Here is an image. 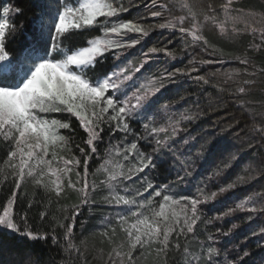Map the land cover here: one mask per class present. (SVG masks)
<instances>
[{
    "label": "snow or ice",
    "instance_id": "6c2138e0",
    "mask_svg": "<svg viewBox=\"0 0 264 264\" xmlns=\"http://www.w3.org/2000/svg\"><path fill=\"white\" fill-rule=\"evenodd\" d=\"M233 2L234 0H224L217 8L212 3L205 4L204 0H176L173 7L178 6L183 14L175 16L159 27L177 29L185 38H191L188 41L190 45L211 47L214 52L222 50L211 44L204 35V30L209 24L223 35L248 32L254 36L259 32L261 44H264V28L255 27L247 19L250 13L231 7ZM125 10L122 4L117 5L116 0H77L72 6L64 3V0H47L39 14L35 16L34 24L39 41H43L45 35H51V52L46 44L33 43L19 56H14L6 48V38L8 35H14L16 28L10 24L8 18L10 8H3L4 19L0 21V137L11 143L8 145L7 159L3 161V166H0V174L5 172V167L8 168L14 187L0 213V227L23 235L29 240H51L70 257V260H78L83 256V252L74 243V221L79 209L90 203L89 189L94 191L96 188L95 180L89 183L88 165L94 155L99 157L97 142L102 140V133L107 128L110 136L122 134L121 145L115 146V153L111 148L105 150V158L92 176H103L99 184L109 190V195L105 197L106 204L123 206L121 213L116 217L115 225L106 229L103 235L108 237L110 244H113V238L116 237L119 228L126 239L111 248L103 264H137L133 253L138 248L141 256H144L146 251L149 255L154 252L158 264H169V259L172 264H220L221 253L214 246L213 236L211 234L206 236L208 243L199 240L198 236L201 233L197 227L198 224L211 223L210 220L203 218L199 206L215 199L218 193L212 192L209 195L201 192L199 197L177 199L168 193L167 185L157 188L151 181L142 183L140 188L135 190L125 187L124 194L117 190L124 182L139 176L146 169L156 168L153 155L140 148L142 139L148 137L155 139L157 148L153 151L158 152L178 131V127H172L169 135L168 127L152 126L148 113L150 105H147V100L150 95L159 91L158 87L151 86L157 83L155 80L149 85L136 87L129 96L126 89L121 90L126 82L133 79L131 74H126L127 69H121L119 73L106 74L95 81L87 74L95 67L97 58L106 52L139 43V40L133 39L129 44H125L116 37H122L127 33H140L145 37L148 35V31L139 23L109 20ZM14 11L20 14L23 10L16 7ZM169 11L171 14V9ZM160 14L152 13L153 16ZM100 17H104L105 20L100 21ZM237 25H243V28H238ZM94 27H99L102 34L89 39L87 46L68 52L60 50V40L66 38V34ZM261 44H251L250 47L253 51H259ZM158 51H164L166 55L176 58L167 49L155 47L150 49L151 53ZM249 62L247 58L242 60L244 64ZM142 67L143 63L135 68V71L139 72ZM197 71L198 69L193 67L187 73L180 69H177L176 73L190 75L191 72ZM227 75L229 79L232 78L231 73ZM172 76V73L168 74L169 78ZM197 79L204 84L209 83L203 76H198ZM244 83L250 84L252 81ZM118 91L121 93L120 96L116 95ZM237 91L245 93L246 89L238 85ZM133 99L135 103H130ZM58 112L74 116L87 135L83 146L76 144L79 156L73 155L71 159L60 157L63 167L53 168V161L56 160L55 147L58 146V142L61 147L67 145L69 139L59 135L58 130H71L70 123L48 119L44 115ZM138 116H144L148 121L143 123L145 134H136L131 127L132 121ZM256 131L264 133V126H257ZM162 133L166 134L163 139L160 138ZM130 135L131 140L128 139ZM50 148L53 149L52 159H48ZM113 155L129 161L127 168L122 162L114 160ZM78 168H82L83 171L75 172L77 180L74 183L69 174ZM45 176L49 177L47 183L44 180ZM26 178H31L36 185L42 186L46 191L55 192L56 196H60L64 179H67V186L81 194V202L74 206L71 216H63L61 219L52 216V224L48 231L31 228L22 231L15 219L14 205L16 192ZM3 179L7 180L8 176L4 175ZM76 184H80L81 187L76 189ZM234 187V184L222 186L219 194ZM247 203L248 201L241 202L238 208L244 209ZM31 207L32 204L29 203V208ZM248 210L255 212L257 208L252 207ZM48 215L47 210L42 211L40 219L44 220ZM21 219L26 223L27 214ZM58 228L63 231L58 233ZM194 244L198 246L194 247ZM77 253L79 255H74Z\"/></svg>",
    "mask_w": 264,
    "mask_h": 264
},
{
    "label": "trees",
    "instance_id": "16d2710c",
    "mask_svg": "<svg viewBox=\"0 0 264 264\" xmlns=\"http://www.w3.org/2000/svg\"><path fill=\"white\" fill-rule=\"evenodd\" d=\"M223 2L224 0H204L205 4L212 3L217 8ZM45 3L47 0H0V21L4 19L3 8L9 7L8 18L10 24L16 28L14 35L6 38V48L14 56H19L33 43L46 44L51 52V35H45L43 41H39L34 24L35 16ZM64 3L75 5L77 0H64ZM116 3L122 4L126 10L109 20L139 23L148 31V35L145 37L140 33H127L120 37L125 44L133 39L139 40V43L131 47L112 49L98 57L95 67L88 71V76L95 81L116 71L122 63L128 62L127 73L133 79L148 76L157 82L159 91L150 95L148 100L158 97L161 110L165 107L166 110L176 111L173 118L176 119V124L172 127H178V131L164 145L162 155L153 157L156 168L146 169L148 179L156 182L155 186L167 185L168 189L175 186L176 193L184 197H199L201 192L209 195L212 192L218 193L215 199L199 206L203 218L211 223L197 225L201 233L198 239L208 243L206 236H213L214 246L221 253L220 264H264V210H261L264 209V133L256 131L257 126H264V44H261L259 32L254 36L248 32L223 35L209 24L204 35L211 44L222 50L214 52L211 47L190 45L188 41L191 38H185L177 29L159 27L183 14L178 6L173 7L176 0H116ZM16 7L23 11L20 14L15 13ZM231 7L264 14V0H234ZM153 12L161 14L153 16ZM99 20L104 21L105 18L100 17ZM253 25L264 28L261 24ZM101 34L99 27L73 31L66 34V38H61L60 50L68 52L87 46L89 39ZM251 44H261V50L253 51ZM153 47L167 49L176 58L166 55L164 51L151 53L150 49ZM245 58L250 61L248 64L242 63ZM205 61L211 63H204ZM141 63L143 67L136 72L135 68L140 67ZM193 67L198 71L191 72L190 75L176 73L177 69L187 73ZM169 73L173 74L171 78L168 77ZM229 73L232 74L231 79L228 78ZM198 76H203L209 83L204 84L197 79ZM244 81L252 83L245 84ZM238 85L244 86L246 92L239 93ZM221 88L224 90L221 91ZM126 90L127 94L131 91L129 87ZM116 95L120 96V91ZM130 103H135V100ZM181 109L185 115L177 112ZM163 113L161 111L159 115ZM49 116L70 123L71 130L61 129V133L69 138L66 145L68 151L71 149L69 153L79 156L76 144L83 146L87 135L79 121L66 112L51 113ZM180 118L185 120L179 121ZM162 122H165V115L157 121L156 126H162ZM143 123L144 119L140 116L132 121L131 127L136 134H145ZM164 127L169 128L170 135L172 127ZM164 135L160 138L163 139ZM121 136L120 133L110 136L105 128L102 140L97 142L100 155H94L89 161L90 172L103 161L106 149L111 148L114 152L115 146L121 145ZM128 139L131 140L132 136ZM10 143L0 137V166L7 159ZM140 148L152 154L151 150L157 148L156 140L151 137L142 139ZM173 156L176 158V168L170 167ZM4 175L8 176L7 180L3 179ZM228 184H234L235 187L219 194V189ZM13 187L10 170L5 167V172L0 174V213L7 204ZM243 201H248L245 208H238ZM29 203L32 204L31 208ZM252 207L257 208V211L248 210ZM73 208L61 196H56L55 192L38 187L32 191L20 189L17 192L14 213L22 231L26 228L48 231L52 216L57 219L71 216ZM81 208L86 209L87 206ZM45 210L49 215L41 220L40 213ZM25 214L26 223L21 219ZM85 214L86 210L75 216L76 232ZM62 231L57 229L58 233ZM0 264L85 263L83 256L78 260H70L51 240L33 241L16 232L10 233L0 228ZM169 264H172L171 259Z\"/></svg>",
    "mask_w": 264,
    "mask_h": 264
},
{
    "label": "rangeland",
    "instance_id": "374dc122",
    "mask_svg": "<svg viewBox=\"0 0 264 264\" xmlns=\"http://www.w3.org/2000/svg\"><path fill=\"white\" fill-rule=\"evenodd\" d=\"M72 6V5H70ZM250 13V12H246ZM247 19L253 23V24H261L264 25V16L258 13H250L248 15ZM243 26V25H241ZM229 28L231 27L230 25L228 26ZM239 28L240 26L237 25ZM117 39H120V37H116ZM121 69H127L129 71V63L125 62L120 65V67L114 71L116 73H119ZM113 73V72H112ZM129 74V73H126ZM154 79L148 77V76H139L135 79H133L130 83L127 85L122 86L121 90L127 89L128 85H134V87H129L131 91L128 93L129 96L133 94L135 91L136 87H140L142 85H149L151 81ZM157 83L155 85H151L152 87H156ZM143 90V89H142ZM112 93H110L111 95ZM118 94V92L116 93ZM147 105H150V108L148 110L152 126H156L157 121L161 118H164L165 115V122H162V126L170 125L171 127L176 124V119H173L175 117L174 113L176 111L170 110V109H160L159 104H158V97L152 99V100H147ZM151 106H154L153 109H151ZM143 111V110H141ZM163 111V115H159V113ZM181 115H185L183 109L177 111ZM51 114V113H49ZM49 114H44L48 119H57V118H52L49 116ZM144 119V122H148L144 116H140ZM184 118H180L179 121H184ZM164 124V125H163ZM161 126V125H160ZM159 127V126H158ZM59 135L63 134L61 133V129L58 130ZM164 134H160V137H162ZM165 136V135H164ZM165 147L162 146L158 152L152 151L153 157L155 155H162L164 152ZM53 149H49V157L48 159H52V153ZM56 151V160L53 161L52 167L53 168H61L63 167V161L60 160V157H64L65 159H71L72 155L69 153V151L66 149V145L64 146H58L55 147ZM116 151V150H115ZM115 151L113 153H115ZM114 160H117L119 162H122L125 167L129 165V161H124L121 156H115L113 155L112 157ZM176 163V158L173 156L172 163L170 165L171 168H176L175 167ZM89 170V169H88ZM76 171H80L82 173V168L75 169L72 173H70V178L72 181L75 183L77 180V177L75 175ZM95 172V170L93 171ZM89 171V183L91 184L93 180L96 181V188L95 190L89 189V195L88 199L90 201L89 204H87V208L79 209V213L83 212L84 210L87 211V214H85V217L83 219L82 224L79 226L78 231L76 232L73 227V234H74V243L77 245V247L83 252V259L85 264H103V261L107 259V253L111 250V248L121 242L125 241V234L117 228V235L116 237L113 238V244H110L108 242V237H105L103 235V232L110 228L111 226L115 225L116 222V217L119 213H121L123 206L121 207H115V206H110L105 203V197L109 195V190L106 187H103L99 184V180L103 179L102 175H97V176H92V173ZM146 170L144 173H140L139 176H134L132 180L124 182V184L118 188L117 190L120 191V194H124L123 188L127 187L130 190H135L137 188H140L141 184L146 182V181H151L148 179ZM45 182L47 183L49 180L48 176L44 177ZM154 185H156V182L151 181ZM176 185V183H174ZM38 187L35 184L34 180L31 178H26L25 181L21 184V188L24 191H32ZM81 187L80 184H76V189H79ZM157 188H162L160 184L156 186ZM63 191L61 192L60 196L61 199L66 203L71 206H76L79 205L81 202V194L79 191L74 190L72 188H69L67 186V179H64L63 185H62ZM19 189V190H20ZM17 190V192L19 191ZM167 191L169 194H171L174 198H182L184 196L179 195L176 193V188L173 186L171 189L167 188ZM16 192V195H17ZM147 195V193H145ZM159 198H157L158 200ZM94 201V203L92 202ZM6 206V205H5ZM1 229H4L10 233L13 231H9L3 227H0ZM83 241V243H82ZM134 260L137 261V264H158V258L155 256V253L153 252L151 255L145 252L144 256L140 255V250L139 248L137 249L136 252L133 253Z\"/></svg>",
    "mask_w": 264,
    "mask_h": 264
}]
</instances>
